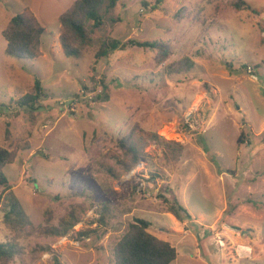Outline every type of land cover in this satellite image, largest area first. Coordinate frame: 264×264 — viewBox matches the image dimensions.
<instances>
[{"label":"rangeland","instance_id":"rangeland-1","mask_svg":"<svg viewBox=\"0 0 264 264\" xmlns=\"http://www.w3.org/2000/svg\"><path fill=\"white\" fill-rule=\"evenodd\" d=\"M75 1L0 0V147L17 153L5 175L31 221L10 228L0 206V242L17 248L7 264H113L137 218L177 248L172 264H264V0L242 11L238 0H122L108 15L122 22L67 57L59 16ZM26 9L45 28L34 60L5 51L3 31ZM109 37L171 53L133 47L95 63ZM184 58L196 66L166 70ZM36 80L46 97L32 118L16 101ZM102 80L110 100L99 104ZM132 132L142 161L127 180L117 142ZM174 198L190 219L168 212ZM74 220L66 242L56 232Z\"/></svg>","mask_w":264,"mask_h":264},{"label":"trees","instance_id":"trees-1","mask_svg":"<svg viewBox=\"0 0 264 264\" xmlns=\"http://www.w3.org/2000/svg\"><path fill=\"white\" fill-rule=\"evenodd\" d=\"M122 0H76L68 10L59 16L60 23V44L63 53L67 57H80L84 47L92 41L91 37L96 32H104L110 24L114 26L122 22L120 18L108 19ZM163 0H158L156 8L162 4ZM147 5V4H146ZM247 3L238 0L235 8L238 11L245 10ZM45 28L32 13L26 9L22 13L16 14L3 31L6 40V53L17 59L34 60L41 57L42 37ZM139 47L149 50H158L164 58H168L171 53L170 47L160 42H144L136 40L122 41L116 38H106L102 41L95 54V63L109 59L117 51H126L128 48ZM196 66L191 58H184L179 62L178 67L167 68L166 70L177 72H189ZM246 69L249 68L245 67ZM93 68V73H94ZM254 72V70H253ZM93 82H97V76H91ZM100 92L95 96L93 102L105 103L110 100L108 87L102 80L99 82ZM46 97L42 83L36 80L35 87L31 93L16 101L19 110L25 111L30 117L38 113L41 109L40 103ZM17 111V112H18ZM16 112V113H17ZM15 113V114H16ZM10 124L7 125L5 139L10 140ZM241 141V140H239ZM118 148L124 158L119 160V165L124 172L130 173L142 161V154L134 138V133L120 139ZM17 153L10 149L0 147V206L6 210L4 222L10 228L20 230L31 225L30 218L23 205L13 192V186L5 175V168L15 162ZM163 197V196H159ZM168 212L178 221L184 222L191 218L187 209L180 204L178 199L172 201L165 200ZM96 212V211H95ZM101 222V221H99ZM104 224V221H102ZM76 220L69 223L62 233L56 232L60 237L68 235L70 228H74ZM152 223L145 219H135L128 225L125 233L118 241L113 250V264H172L178 258L177 249L169 242L163 241L150 233ZM91 231H79L80 236H90ZM17 256V248L13 244L0 242V262L7 264L12 262Z\"/></svg>","mask_w":264,"mask_h":264},{"label":"built area","instance_id":"built-area-1","mask_svg":"<svg viewBox=\"0 0 264 264\" xmlns=\"http://www.w3.org/2000/svg\"><path fill=\"white\" fill-rule=\"evenodd\" d=\"M248 73L254 78V79H257V76L254 74L253 72V68L252 67H249L248 68ZM139 174V172L136 170V169H133L130 173L127 174L126 176V179L127 180H131L133 177H136L137 175ZM140 186H144V182L143 180H140ZM71 236L67 235L65 237H63V239L66 241V242H70L71 241Z\"/></svg>","mask_w":264,"mask_h":264},{"label":"crops","instance_id":"crops-1","mask_svg":"<svg viewBox=\"0 0 264 264\" xmlns=\"http://www.w3.org/2000/svg\"><path fill=\"white\" fill-rule=\"evenodd\" d=\"M174 217V216H173ZM175 218V217H174ZM201 219H203L204 218V216H202L201 215V217H200ZM193 221H196V220H193ZM203 229H205V227H203ZM207 229H209L210 231L212 230V225L210 226V228H207ZM163 241H166V242H168V239H166V240H163ZM170 243V242H169ZM171 244V243H170ZM177 249V248H176ZM178 251V250H177Z\"/></svg>","mask_w":264,"mask_h":264}]
</instances>
